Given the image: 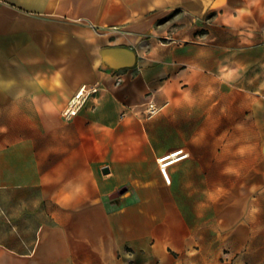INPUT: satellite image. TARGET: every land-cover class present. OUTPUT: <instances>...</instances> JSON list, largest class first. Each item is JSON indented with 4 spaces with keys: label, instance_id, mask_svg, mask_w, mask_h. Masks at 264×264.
I'll return each mask as SVG.
<instances>
[{
    "label": "crops",
    "instance_id": "1",
    "mask_svg": "<svg viewBox=\"0 0 264 264\" xmlns=\"http://www.w3.org/2000/svg\"><path fill=\"white\" fill-rule=\"evenodd\" d=\"M149 1L0 0V264H264V0Z\"/></svg>",
    "mask_w": 264,
    "mask_h": 264
},
{
    "label": "rangeland",
    "instance_id": "2",
    "mask_svg": "<svg viewBox=\"0 0 264 264\" xmlns=\"http://www.w3.org/2000/svg\"><path fill=\"white\" fill-rule=\"evenodd\" d=\"M116 2L122 3V2H128V1H140V0H114ZM169 0H151L149 2L151 3H147V6H141L142 12L143 13H150V12H155L158 11L159 9H163V7L165 6V4L168 2ZM144 14V15H145ZM136 16H139V14H136ZM141 17L143 15H140ZM225 25V24H224ZM226 26V25H225ZM254 27H256V29L254 30V34L252 35H248V36H252L253 39H255V42H258L255 45V58H260L259 61H255L254 63V70H255V74H256V70L258 73H261L262 70L264 71V25H254ZM243 30H245V28L243 27ZM249 31V30H247ZM208 31H201L200 36L204 37L207 34ZM244 35L245 36V31L244 32H239L238 36ZM225 35H223L224 37ZM227 80H230V78H227ZM264 85V78H254V89H255V93L252 96V99L254 100V106H258L259 108L257 110L254 111L253 113V117L256 119H259V124L255 125V131L256 132H262L264 133V105H262L261 103H259V98L258 97H262L263 95L259 92H256V90H260V86ZM171 97V95H170ZM121 193L125 192V190H121ZM128 252H131L130 249H127ZM128 264H165V260L162 256H158V260H150L149 257H141L138 260H135L134 262L128 263ZM219 264H235V262L229 261L228 259L224 260V258L222 259L221 263Z\"/></svg>",
    "mask_w": 264,
    "mask_h": 264
},
{
    "label": "built area",
    "instance_id": "3",
    "mask_svg": "<svg viewBox=\"0 0 264 264\" xmlns=\"http://www.w3.org/2000/svg\"><path fill=\"white\" fill-rule=\"evenodd\" d=\"M97 86H82L71 98L68 105L63 111L64 117L70 119L74 117L79 110L86 104L87 100L98 91ZM143 113L148 116H153L160 111V106L155 102L153 98H147L146 102L140 107ZM188 154L183 150H178L168 155H165L158 159L160 172L166 181L171 183V177L169 174L170 167L177 161L188 158Z\"/></svg>",
    "mask_w": 264,
    "mask_h": 264
},
{
    "label": "water",
    "instance_id": "4",
    "mask_svg": "<svg viewBox=\"0 0 264 264\" xmlns=\"http://www.w3.org/2000/svg\"><path fill=\"white\" fill-rule=\"evenodd\" d=\"M121 192H116L110 196L111 199L116 198Z\"/></svg>",
    "mask_w": 264,
    "mask_h": 264
}]
</instances>
